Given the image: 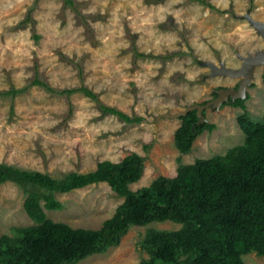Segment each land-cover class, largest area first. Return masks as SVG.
I'll list each match as a JSON object with an SVG mask.
<instances>
[{
    "label": "rangeland",
    "instance_id": "obj_1",
    "mask_svg": "<svg viewBox=\"0 0 264 264\" xmlns=\"http://www.w3.org/2000/svg\"><path fill=\"white\" fill-rule=\"evenodd\" d=\"M75 2L87 16L85 22L63 8L62 0H0V91L28 86L36 64L39 78L50 87L83 84L104 104L143 120L127 124L116 115L102 114L80 92L67 99L29 86L13 98L12 109L11 99L0 96V163L60 177L94 170L98 161H119L135 151L145 158L142 177L129 185L136 190L158 175L175 176L178 155L189 164L243 143L237 121L243 110L224 104L231 98L219 107L210 103L204 108V119L216 126L198 135L188 154H179L173 134L180 125L179 113L205 105L221 90L236 89L247 75L246 66L221 75L212 65L238 69L248 54L264 51V36L250 20L264 23V0H207L217 10L189 0ZM31 7L32 22L23 24ZM133 46L145 56H136ZM253 64L245 106L253 121L264 123V62ZM68 101L72 112L65 120ZM56 198L63 207L44 209L49 219L90 229L99 228L123 201L105 182ZM24 199L15 183L0 184V235L35 223L23 208ZM179 226L172 221L132 226L118 245L77 264H137L148 258L140 247L148 228ZM243 260L264 264V257L255 253L243 255Z\"/></svg>",
    "mask_w": 264,
    "mask_h": 264
},
{
    "label": "trees",
    "instance_id": "obj_2",
    "mask_svg": "<svg viewBox=\"0 0 264 264\" xmlns=\"http://www.w3.org/2000/svg\"><path fill=\"white\" fill-rule=\"evenodd\" d=\"M189 1L217 10L207 0ZM62 7L72 9L83 22L87 19L75 0H62ZM31 12L32 7L23 24L32 22ZM34 38L38 35L34 34ZM132 49L136 56H145L134 46ZM76 65L82 81L81 65ZM33 85L67 99L80 92L94 100L102 114L116 115L127 124L143 120L104 104L97 93L83 84L59 90L50 87L39 78L36 64L28 86L0 91V96L11 99L12 109L13 98ZM247 98L228 101L243 110L237 117L244 133L243 143L228 148L224 154L197 158L189 164L182 163L178 155L175 176L158 175L149 185L136 190L129 185L142 177L145 158L135 151L119 161H98L94 170L70 171L60 177L0 163V184L10 181L22 190L23 208L35 222L12 228L11 235H0V264H77L118 245L130 227L163 221L180 226L173 230L148 228L140 242L148 258L137 264H246L243 255L248 253L264 257V123L250 118L245 106ZM71 112L69 102L65 120ZM203 115L204 110L202 117H198L196 109H192L179 116L180 125L173 140L180 155L191 151L194 140L203 131L215 128ZM100 182H105L115 197L123 201L99 228H73L47 217L44 209L63 207L57 194Z\"/></svg>",
    "mask_w": 264,
    "mask_h": 264
},
{
    "label": "water",
    "instance_id": "obj_3",
    "mask_svg": "<svg viewBox=\"0 0 264 264\" xmlns=\"http://www.w3.org/2000/svg\"><path fill=\"white\" fill-rule=\"evenodd\" d=\"M250 20H251V23L253 24L254 28H256L264 36V23L260 22V21H255L252 19H250ZM243 59L248 61L247 64H245V62H243L244 67L248 66L247 75L241 81L239 80V84H238V87L236 89L227 88V89L221 90V92H219L217 94V97L215 99H213L212 101L207 102L205 105L204 104L203 105L194 104V105L188 107L184 112L179 113L177 116L184 115L188 111H190L192 109H196L197 116L202 117V111L210 103H213L214 105H217V107H219V105L223 101L228 100V98H231V100H234L236 98H242V99L245 98V96L247 95V93L245 92V86H246V84L249 83V81L251 80V78L253 76V69L255 67V65L253 63L255 62L258 64L259 63L262 64L264 62V51L263 50L261 52L257 51L254 55L248 54V57H244ZM251 65H252V67H251ZM211 68L217 74H221V75H228V74L231 75L232 74L231 72L236 71V69H227L224 66L217 67V66L212 65Z\"/></svg>",
    "mask_w": 264,
    "mask_h": 264
},
{
    "label": "bare ground",
    "instance_id": "obj_4",
    "mask_svg": "<svg viewBox=\"0 0 264 264\" xmlns=\"http://www.w3.org/2000/svg\"><path fill=\"white\" fill-rule=\"evenodd\" d=\"M245 61H247V60H245ZM248 62V61H247ZM246 63V62H245ZM247 64V63H246ZM242 65L244 66V63H242ZM243 66L242 67H240V68H238V69H236V71L235 72H237V71H239V70H241L242 68H243ZM252 67V66H251ZM227 69H230V68H227ZM245 69H248V66H246L245 67ZM247 71V70H246ZM232 73V72H231Z\"/></svg>",
    "mask_w": 264,
    "mask_h": 264
},
{
    "label": "flooded vegetation",
    "instance_id": "obj_5",
    "mask_svg": "<svg viewBox=\"0 0 264 264\" xmlns=\"http://www.w3.org/2000/svg\"><path fill=\"white\" fill-rule=\"evenodd\" d=\"M228 101H231V100H228ZM228 101H226L224 104H226V103L228 104L229 103Z\"/></svg>",
    "mask_w": 264,
    "mask_h": 264
}]
</instances>
